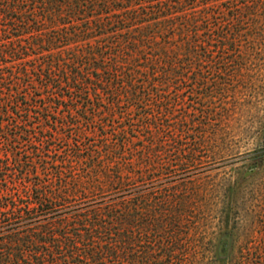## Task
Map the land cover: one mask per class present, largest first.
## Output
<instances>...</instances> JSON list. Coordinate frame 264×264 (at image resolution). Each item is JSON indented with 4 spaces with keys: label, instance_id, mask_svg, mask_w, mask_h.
<instances>
[{
    "label": "rangeland",
    "instance_id": "374dc122",
    "mask_svg": "<svg viewBox=\"0 0 264 264\" xmlns=\"http://www.w3.org/2000/svg\"><path fill=\"white\" fill-rule=\"evenodd\" d=\"M164 1L141 3L155 14L140 26L123 18V37L88 43L109 55L119 41L122 65L136 68L131 85L148 91L142 97H124L122 80L97 77L94 57L83 59L89 46L75 50L65 41L44 52L34 45L37 33L19 43L2 22L0 207L17 204L31 183L56 181L58 169L84 181L90 167L122 163L145 192L173 188L182 200L178 219L167 213L156 231H135L130 264H264V0H170L162 14ZM20 44L27 50L11 55ZM62 67L83 94L53 89L66 85ZM50 68L55 80L46 77ZM173 220L175 228H165ZM153 249L175 257L154 261Z\"/></svg>",
    "mask_w": 264,
    "mask_h": 264
},
{
    "label": "trees",
    "instance_id": "16d2710c",
    "mask_svg": "<svg viewBox=\"0 0 264 264\" xmlns=\"http://www.w3.org/2000/svg\"><path fill=\"white\" fill-rule=\"evenodd\" d=\"M143 1L0 0V38L4 22L14 41L19 43H22V38L26 34L37 33L34 45L42 48L44 52H52L58 43L65 41L68 45H75V50L86 49L93 38L102 39L109 33L114 34L112 35L114 39L123 37L118 33V30H123L118 28L124 21L123 18L138 22L137 25L140 26L146 20L143 15L150 17L155 14H145L140 8ZM169 2L170 0L158 3L162 4L160 13L165 12L163 6ZM42 21L49 24L48 30L42 31ZM76 21L83 23L74 25ZM113 27H116L115 30ZM140 30L139 28L136 31ZM225 38L223 37L221 41ZM114 45L115 50L109 53L113 63L109 65H106L107 62L104 60L108 54L104 53L102 46L94 49L89 46L90 52L84 51L86 54L83 59L94 57L97 70L103 73V75L98 73L97 77L105 79L108 75L109 84L116 85L117 81L122 80L121 93L124 97H142L140 95H145L148 91L143 87L139 90L131 85L136 78L134 75L136 68L130 69L128 62L127 66L122 65L123 58L120 59V53L124 49L119 41ZM14 46L9 50L11 55L18 56L20 52L27 50L22 44ZM224 53L226 52L222 50V56ZM100 54L103 55V59L99 62L96 56ZM126 60L128 61V58ZM112 66L116 68V73L111 75ZM59 70L66 79V85L61 81L53 89L63 92V95L66 92L83 94L85 89L77 87L80 85L77 83L80 82L77 79L70 82L65 67ZM77 72V76H80L81 71L77 69ZM46 77L55 80L52 68L46 72ZM82 77L85 79V75ZM127 81L132 89L128 88ZM104 89L110 93L112 88ZM112 92L116 97L121 95L116 93L119 92L117 87ZM147 95L151 97L150 93ZM202 95L205 96V93ZM156 96L161 97L159 93ZM113 153L114 151H111L112 155ZM111 159L116 161L118 158L114 155ZM122 165L115 163L113 168L110 167L112 169L106 167L95 173H91L90 167L84 181H68L62 177L63 171L58 169L55 173L56 181L31 183L25 187L27 191L19 197L17 204L12 206L8 202L3 203L0 207V264H103L108 263V260L111 262L114 260L116 264H130L129 247L132 245V238H135L133 236L135 231L137 230L141 236L149 230L156 231L157 227L167 220V213L169 217L174 218L175 215L178 219L182 200L180 193L177 195V190L173 188L159 187L156 191L145 192L143 186L145 183L142 184L140 181L142 179L133 183L127 171L128 165L124 168ZM89 203L93 206L85 208ZM59 211L65 213L55 215ZM47 215L54 216L44 221L43 217ZM176 222L177 220L169 222L165 228H175ZM170 240H173V237ZM160 253L166 252L163 249H153L152 259L158 261ZM166 254L169 259L175 257L174 252Z\"/></svg>",
    "mask_w": 264,
    "mask_h": 264
}]
</instances>
